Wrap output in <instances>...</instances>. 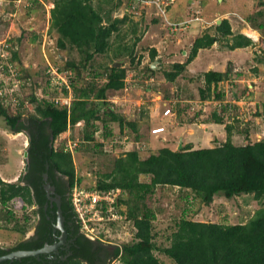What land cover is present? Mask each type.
Wrapping results in <instances>:
<instances>
[{"label": "trees", "instance_id": "1", "mask_svg": "<svg viewBox=\"0 0 264 264\" xmlns=\"http://www.w3.org/2000/svg\"><path fill=\"white\" fill-rule=\"evenodd\" d=\"M43 1L52 4L48 32L50 35H57L56 45L63 50H75L80 58L78 61L67 60L62 68L59 67L62 71L70 70L73 73V99L69 108L57 106L48 99L50 95L53 97L59 93L49 85L47 65V96L40 100L32 96V102L35 103L33 114L23 116L21 112L30 106V101L26 98L28 107L23 106L22 102L16 107L4 105L0 99V119L4 121L5 127L14 135L23 133L28 141V172L13 183L4 182L0 178L2 219L7 224L14 220L12 204L15 200L24 212L33 205L37 206L38 209L32 215L39 213L41 219L35 237L21 240L11 248L0 246V256L51 244L50 225L42 213V205L46 199L41 185L42 175L46 173L48 181L56 187V192L61 197L62 216L70 223V227H74L71 254L64 259L66 255L55 260H46L43 256L24 258L15 261V264H108L113 260H118L121 264H163L155 252L164 254L174 264H264V137L237 146L231 140L233 124H225L226 139L217 147L192 148L191 145H184L177 150L161 147L142 157L135 145L141 139L139 125L131 118L129 120L128 116L115 111L107 100L109 95L121 92L127 86L125 80L129 68L114 67L113 64L126 57L132 66L139 65L135 49L141 38L135 37L130 46L124 44L128 31L125 28L123 31L122 27L129 21V5L124 0H97L96 5L93 4L94 0ZM39 3L41 2L34 0L29 7L24 4L21 7L31 14ZM123 5L126 10L124 7L122 17L113 18L112 13ZM257 15L261 17L263 14L257 12ZM154 22L157 23V19ZM131 23L130 33L136 34L138 24ZM167 27L170 30V26ZM260 28L261 24L255 27L257 30ZM214 30L213 35L205 33L195 38L185 62H175L170 70L163 72L166 81L174 83L200 49L210 48L224 39L231 51L253 45V41L245 35L234 34L227 19L215 24ZM38 38V35L34 36L33 42L38 41ZM21 40L20 37L17 42ZM15 43L9 40L11 47L6 48L9 61L4 60L5 66L6 62L14 63L18 60L17 51L13 49ZM149 55L153 62L158 52L151 48ZM98 56L107 57L110 62L95 68L94 59ZM100 68L102 72L99 71ZM146 69L154 73L149 65ZM198 77L203 83L198 91L200 100L225 101L224 90H219L218 84L224 81L233 83L229 68L224 72L209 70ZM100 78L103 81L99 82ZM63 94L66 95L65 90ZM236 107L234 103H222L211 114V122L224 124L225 119L237 121V114H231ZM175 114L180 117L178 111ZM258 116L264 118V104L262 111L255 113V117ZM80 122L83 125L82 142L87 145L88 151L94 156L111 157V167L101 174L95 186L86 190L106 192L121 189L122 195L116 200V205L117 209L125 206L123 210H118L124 218L105 224L116 226L119 222H130L135 231L131 243L111 246L98 240H90L80 232L70 192L74 184L81 185L82 179L76 176L71 153L64 150V145L54 148V141ZM114 125L118 126L117 134L113 132ZM129 132L135 136L133 141L128 140ZM127 144L130 150H125V154L121 156H112L115 149H124ZM58 174L65 179L61 185L55 182ZM142 176L149 177V181H140ZM164 186L189 191L205 206L211 204L217 195H222L227 200L252 195L261 205L245 223L235 225L193 221L182 217L176 222L175 229L168 238L169 246L160 248L154 241L156 234L153 222L156 213L150 207L148 198L157 187ZM183 199L187 205V196ZM53 211L56 209L53 208ZM32 219L30 215L23 214L21 223L16 221L12 230L24 235L33 227ZM9 263L12 262L0 264Z\"/></svg>", "mask_w": 264, "mask_h": 264}, {"label": "rangeland", "instance_id": "2", "mask_svg": "<svg viewBox=\"0 0 264 264\" xmlns=\"http://www.w3.org/2000/svg\"><path fill=\"white\" fill-rule=\"evenodd\" d=\"M41 1L43 4L39 3L40 5L34 8L31 14L20 7L15 16L13 5L0 6V50H3L2 46L6 44L11 47L9 40L16 42L13 49L17 51L18 60L14 63H6L16 70L21 82L33 84L32 86L23 85L25 98L30 101V106L21 110L23 116L34 113L35 103L32 102V96H36L38 100L47 96L45 93L46 64L42 47L45 48L48 61L55 62L61 68L65 61H78L80 58L75 50H63L56 45L57 35L55 33L50 35L48 32L52 4ZM177 2L178 0H175L171 3L163 16H157L155 8L130 10L132 13L128 15L129 21L122 27L123 31L125 29L128 31L124 43L127 46L131 45L135 37L141 38L135 49V58L136 61L139 59V65L132 66L126 57L116 61L119 67L129 68L125 80L127 90L111 94L107 100L115 111L128 116L129 120L131 118L139 125L141 139L135 143L137 149L141 151L142 157H146L150 152L157 151L161 147H169L172 150H177L179 146L182 148L184 145H191L192 148L217 147L226 139L225 124H233L231 140L234 145L241 146L262 138L260 133L264 135V118L255 117V113L261 112L264 104V0H198L199 12L192 14L201 17L202 22L206 24L204 27L193 28L191 23L190 27L195 32L190 31L192 37L189 40L186 37L188 34L185 33L189 31V27L172 32L166 24V21L172 22L171 20L174 19L171 9L176 8L173 6ZM23 4L24 2L20 5L23 6ZM93 4L96 5L97 0H94ZM257 12L263 15L260 17ZM123 13L124 6H121L112 13V16L121 18ZM182 13L181 10L178 16ZM192 14H183V18L179 19H185V16L191 18ZM223 17L229 21L234 34L245 35L253 41V45L231 51L227 48L224 39L215 43L212 50L208 48L201 50L194 63L187 67V70L174 83L166 81L163 72L170 70V66L175 62H185L195 38L205 33L215 34L214 26L218 20H223ZM156 19L157 23L154 22ZM131 22L138 24L136 34L130 33ZM207 24L208 28H206ZM259 24L262 28L255 29ZM37 35L38 41L33 42L32 38ZM20 37L22 40L17 42ZM44 41L45 45L42 46ZM151 48L159 54V58L156 57L153 62L150 61L149 55ZM8 58L7 50L0 52V65L4 64L5 69L10 66H5L4 60ZM108 60L104 56L96 57L95 68H99L102 63H109L110 60ZM153 64L156 68L152 69L154 70L152 74L146 68ZM210 64L212 66L209 68L212 69L219 70L224 66L223 70L226 71L229 68L233 83L224 81L218 84V89L224 90L225 103H236L237 107L235 111H231V114L232 116L237 114V121L225 119L224 124H213L210 116L217 109L214 106L216 100H200L198 91L203 87V83L199 75L193 74L203 71ZM99 71L102 72L101 68ZM5 79H8V82L12 81L8 75ZM101 81H103L102 78L99 82ZM58 96L59 94L53 97L50 95L48 99L52 100ZM165 96L167 99H164ZM176 111L179 112L180 117L176 116ZM82 126V123L77 124L70 127L68 132L61 134L54 141V148L64 145L67 139L77 143L78 148L71 157L76 176L82 179L80 186L86 189L95 186L101 174L111 167L109 163L111 157L94 156L91 151H88L87 145L82 142ZM117 127L114 125L112 128L115 134L118 133ZM134 137V134L129 132L128 140L133 141ZM191 140L194 141L191 142ZM27 145V137L23 133L20 135L10 133L4 121L0 119V178L3 181L15 182L14 180L20 176L26 164L23 154L27 150ZM125 150H130L128 144L124 149H115L112 156H121L125 154ZM140 181L148 182L149 177L142 176ZM184 196H187V205L183 199ZM148 202L156 213V219L153 222L156 234L154 241L160 248L169 246L168 238L174 231L176 222L182 217L193 221L235 225L245 223L261 205L253 199L252 195H241L230 200L217 195L211 204L205 206L193 193L166 186L157 187L154 194L148 198ZM262 202L264 203V200ZM12 208L15 211V218L8 224L2 219L3 212L0 211L2 216H0V246L4 248L15 246L32 232V227L24 235L12 230L16 221L21 223L23 214L34 218L30 209L25 212L20 210L17 200L12 204ZM134 232L130 222H119L116 226L102 224L96 230V234L103 238L104 243L111 246L131 243ZM155 254L163 264H174L164 254L160 252ZM115 261L108 264H121Z\"/></svg>", "mask_w": 264, "mask_h": 264}, {"label": "built area", "instance_id": "3", "mask_svg": "<svg viewBox=\"0 0 264 264\" xmlns=\"http://www.w3.org/2000/svg\"><path fill=\"white\" fill-rule=\"evenodd\" d=\"M31 1L34 0H0V6L4 4V6L13 5L16 12L18 13L21 5L24 2L25 7H29ZM43 4L41 0H38ZM130 7V10L137 11L139 8H155L157 16H163L167 10V7L170 6L174 0H124ZM125 3V4H126ZM124 4V5H125ZM123 5V6H124ZM125 7V6H124ZM126 10V7H125ZM124 10V11H125ZM129 10V11H130ZM127 12V11H126ZM132 13V11H130ZM197 20V19H196ZM189 23V21H185L181 23H170L166 21V24L170 26V31L176 32L185 29ZM181 26V27H180ZM48 35V32H47ZM46 38V34H45ZM45 45V41L42 43V46ZM9 47L8 44L6 46H2L3 50ZM1 49V48H0ZM43 49V58L45 60L48 69L46 73L49 76V85L52 89L56 90L59 93L58 98H53L52 101L57 106H66L70 107L73 92L71 88V79L73 78V73L70 70L62 71L59 69V65L49 62L45 55V48ZM0 50V52H3ZM2 55V54H1ZM5 55V54H4ZM4 57V56H3ZM10 65V64H6ZM1 66L0 72V99L2 100L4 105H10L13 107L18 106L21 102L23 106L28 107V101L25 100V94L23 85L30 86V82H21L18 78V74L12 66H7V69L3 68V64ZM6 72V73H5ZM9 76V79L12 80L8 82V79H5L6 76ZM66 91V95L63 94V91ZM127 90V86L124 89ZM221 103H225L224 101H215L214 106L217 108L221 105ZM227 103V102H226ZM236 104L235 102H232ZM229 104V103H228ZM69 130V129H68ZM260 137H264L262 133H260ZM76 142H71L67 139V142L64 144V150L69 151L71 154L77 148ZM122 195L121 189H112L106 192L99 191H90L74 184L71 188L70 198L71 203L73 205L74 212L76 214V220L79 222L81 232L90 240H98L101 242L103 238L96 234V230L98 226L108 222H118L124 218L118 210H123L124 208H118L116 205V200L119 196ZM101 224V225H100ZM118 261V260H116ZM115 261V262H116Z\"/></svg>", "mask_w": 264, "mask_h": 264}, {"label": "flooded vegetation", "instance_id": "4", "mask_svg": "<svg viewBox=\"0 0 264 264\" xmlns=\"http://www.w3.org/2000/svg\"><path fill=\"white\" fill-rule=\"evenodd\" d=\"M27 172H28V169L26 172L23 169L20 176L26 174ZM20 176L17 177L16 181L18 180V178ZM55 182L58 185H61L65 182V179L62 178V176L58 174V175H56ZM46 184H50L54 188V192H53L54 196H53V194L47 195V193L45 191V185ZM41 186H42V191L44 193V197L46 199L44 204L42 205V211H43L42 213L46 216L47 222H49L50 229H51V238H52L51 244H45L44 246H46V245L52 246L55 243H60V245L57 247V250L51 249V251L49 253H45V254L40 255V256H43L46 260H55V259H57V257H61V256L63 257V255H66L63 257V259H64L67 257V255L69 256L71 254V252H70L71 244L74 242V238H73L74 227H70V223L67 222L64 219V217L62 216V230L60 229V226L58 223V219H59L58 218L59 217L58 216V206H57L55 200H56V196H58L57 197L58 199L60 198L59 204L61 207V197L56 192V187L54 185H52L50 181H48V178H47L46 182L43 181V175H42V185ZM35 199H36V197H35ZM53 208L56 209L55 212L53 211ZM35 209H38V207L35 205L31 206L30 207V213L32 214ZM33 219H34V225L32 227V232L26 238H24L23 241L29 240L30 238H33L36 236L37 230L41 224V219H40L39 213L34 214ZM63 232H65V233L63 234ZM80 232H81V230H80ZM64 235H65V238L63 240ZM43 247H41V248H43ZM41 248H39V249H41ZM34 250H36V249H34ZM9 264H15V261H12V263H9Z\"/></svg>", "mask_w": 264, "mask_h": 264}, {"label": "crops", "instance_id": "5", "mask_svg": "<svg viewBox=\"0 0 264 264\" xmlns=\"http://www.w3.org/2000/svg\"><path fill=\"white\" fill-rule=\"evenodd\" d=\"M174 2H175V0H174ZM173 2V3H174ZM197 3H198V0H182L181 2H179V0H178V2L175 4V6H173V8L174 7H176L175 9H171L172 11V16L174 17V19H170L172 22H175V23H183L184 21H186V20H190V22H189V26H185L186 28L187 27H189V31L188 32H185L186 34H188L186 37H188V39L187 40H189V39H191V37H192V32H193V28H199V27H204V25L206 24V22H202L203 20L201 19V17H199L198 15V17L197 16H195V14H197L196 12H199V10H198V8H197ZM181 10H182V14L180 15L179 14V16H178V13L179 12H181ZM193 12H195V14H192ZM183 14L184 15H186V14H192L191 15V18H188V17H186L185 16V19H179V18H183ZM175 18H178V20H175ZM197 19V20H196ZM223 19H224V17H223ZM192 23V25H191V27H193V28H191L190 27V24ZM208 23V22H207ZM210 23V22H209ZM208 23V24H209ZM206 25V28H208L209 27V25ZM185 28V29H186ZM191 28V29H190ZM205 29V28H204ZM184 30V29H183ZM190 31H192V32H190ZM194 32H195V30H194ZM190 34V35H189ZM213 47H214V45H212L210 48H208V50H212L213 49ZM201 50H204V49H200L199 51H198V53L201 51ZM197 53V54H198ZM197 56V55H196ZM157 58H159V54L156 56ZM195 59H196V57L191 61V63H189L188 65H187V67H189L190 65H192V63H194V61H195ZM212 65L210 64L207 68H205L203 71H199V72H197L196 74L194 73L193 75H201L202 73H204V72H206V71H209V70H214V71H218V72H224V66H222V67H220V69L219 70H217V69H212V68H209V67H211ZM187 67H186V70H187ZM18 135H20V134H18ZM194 140H191V142H193Z\"/></svg>", "mask_w": 264, "mask_h": 264}, {"label": "water", "instance_id": "6", "mask_svg": "<svg viewBox=\"0 0 264 264\" xmlns=\"http://www.w3.org/2000/svg\"><path fill=\"white\" fill-rule=\"evenodd\" d=\"M219 1V0H218ZM221 20H218L217 21V25L220 24ZM114 67H119V64L118 63H114L113 64ZM156 67L153 65H151V69H155ZM181 146L178 147V149H180ZM27 157H28V152L25 151L24 154H23V158L25 160H27ZM47 168V166H46ZM28 169V164L26 163L25 164V167H24V171L26 172ZM47 174H43V181L46 182L47 181ZM45 191L47 193V195H50V194H53L54 192V188L50 185V184H46L45 185ZM54 196V194H53ZM58 196H56V204L58 206V223H59V226H60V229L62 230V213H61V209H60V198L58 199L57 198ZM65 232H63L64 234ZM65 238V235L63 237V240ZM60 245V243H55L53 244L52 246H44L43 248L41 249H36V250H29V251H25V250H21V251H14V252H11V253H8L6 255H3V256H0V263L2 262H5V261H9V262H12V261H19L21 259H24V258H30V257H35V258H38L40 255H43L45 253H49L51 251V249H54V250H57V247Z\"/></svg>", "mask_w": 264, "mask_h": 264}, {"label": "clouds", "instance_id": "7", "mask_svg": "<svg viewBox=\"0 0 264 264\" xmlns=\"http://www.w3.org/2000/svg\"><path fill=\"white\" fill-rule=\"evenodd\" d=\"M184 22H185V21H184ZM189 22H190V20H189ZM188 25H189V23H188ZM188 25H187V26H188ZM78 124H81V122L78 123ZM68 131H69V130H68ZM68 131H67V132H68ZM19 134H21V133H19ZM16 135H18V134H16ZM26 151H27V150H26ZM23 159H24V158H23ZM25 162L27 163V160H26ZM16 179H17V178H16ZM16 179L14 180L15 182H16ZM2 181H3V180H2ZM4 182H5V181H4ZM9 183H13V182H9Z\"/></svg>", "mask_w": 264, "mask_h": 264}]
</instances>
